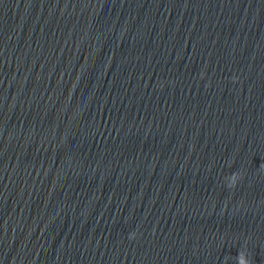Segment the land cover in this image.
<instances>
[{"label": "clouds", "instance_id": "1", "mask_svg": "<svg viewBox=\"0 0 264 264\" xmlns=\"http://www.w3.org/2000/svg\"><path fill=\"white\" fill-rule=\"evenodd\" d=\"M262 167H264V165H262ZM229 177H230V179H229V182L227 184V187L229 189L235 188L238 181L242 179V176L239 172H234V173L230 174ZM136 235H137L136 232L130 233L129 239L130 240L135 239ZM235 260H236V264H252L251 260L248 257L246 249L238 251V254L235 257Z\"/></svg>", "mask_w": 264, "mask_h": 264}]
</instances>
